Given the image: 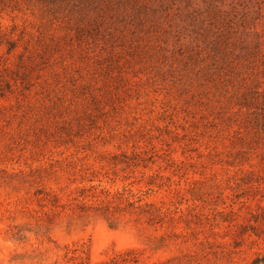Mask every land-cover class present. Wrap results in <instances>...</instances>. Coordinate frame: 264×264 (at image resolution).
<instances>
[{
    "label": "rangeland",
    "instance_id": "rangeland-1",
    "mask_svg": "<svg viewBox=\"0 0 264 264\" xmlns=\"http://www.w3.org/2000/svg\"><path fill=\"white\" fill-rule=\"evenodd\" d=\"M256 256L264 0H0V264Z\"/></svg>",
    "mask_w": 264,
    "mask_h": 264
},
{
    "label": "trees",
    "instance_id": "trees-1",
    "mask_svg": "<svg viewBox=\"0 0 264 264\" xmlns=\"http://www.w3.org/2000/svg\"><path fill=\"white\" fill-rule=\"evenodd\" d=\"M90 181L93 180V177L91 179H89ZM100 186V185H99ZM96 186L95 185H91L89 187H86L85 185H83L82 187L79 188V196H82L81 199H79V206L82 209H85V207L87 205H89L87 202L89 197L88 196H93L96 197L98 196L97 194H95L94 192L92 194H88L85 193L86 191L92 190L94 189ZM100 192H106V190H104V188H101ZM107 196L110 195V192L107 190ZM121 199L120 202H124L126 201V206L127 208L130 209H135L137 211H141L144 212V214L147 215V221L150 224H155V223H161L163 222V219L165 217V215L163 214V212H161L159 210V208H154V204L150 203V202H142V199L139 198L137 200L134 201H130L129 199H123V197H119ZM104 201L101 199L100 203H103ZM105 206V207H104ZM112 201H110L108 199V201H106V203L104 202L103 207H98V208H94V212H99L101 215H103L106 218L107 223L109 224V226L114 227L118 225V219L117 217L114 215V213L110 210V208L112 207ZM88 208H93L92 206H88ZM137 261V260H136ZM260 263H264V257L263 256H256L254 257L249 264H260Z\"/></svg>",
    "mask_w": 264,
    "mask_h": 264
}]
</instances>
